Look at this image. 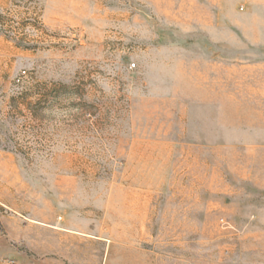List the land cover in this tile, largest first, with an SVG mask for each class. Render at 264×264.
<instances>
[{"label": "rangeland", "instance_id": "obj_1", "mask_svg": "<svg viewBox=\"0 0 264 264\" xmlns=\"http://www.w3.org/2000/svg\"><path fill=\"white\" fill-rule=\"evenodd\" d=\"M264 264V0H0V264Z\"/></svg>", "mask_w": 264, "mask_h": 264}, {"label": "built area", "instance_id": "obj_2", "mask_svg": "<svg viewBox=\"0 0 264 264\" xmlns=\"http://www.w3.org/2000/svg\"><path fill=\"white\" fill-rule=\"evenodd\" d=\"M8 264H14V261H13V260H10V261L8 262Z\"/></svg>", "mask_w": 264, "mask_h": 264}]
</instances>
